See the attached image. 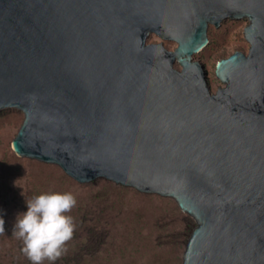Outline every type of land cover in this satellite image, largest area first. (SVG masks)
<instances>
[{
    "label": "water",
    "instance_id": "water-1",
    "mask_svg": "<svg viewBox=\"0 0 264 264\" xmlns=\"http://www.w3.org/2000/svg\"><path fill=\"white\" fill-rule=\"evenodd\" d=\"M241 18L212 93L193 55ZM7 108L19 157L173 199L196 222L183 264H264V0H0Z\"/></svg>",
    "mask_w": 264,
    "mask_h": 264
},
{
    "label": "rangeland",
    "instance_id": "rangeland-1",
    "mask_svg": "<svg viewBox=\"0 0 264 264\" xmlns=\"http://www.w3.org/2000/svg\"><path fill=\"white\" fill-rule=\"evenodd\" d=\"M248 24L241 18L225 19L218 29L208 26V43L193 59L203 65L212 93L222 86L215 75L217 62L236 51L248 53L244 38ZM159 42L154 34L146 39L147 44ZM162 43L168 50L176 47L172 41ZM174 66L179 69L177 63ZM23 119L17 109L0 110V215L5 221L0 264H31L20 250L22 241L13 234V226L17 213L26 210V202L45 191H71L77 198L69 213L76 229L66 254L55 264H183L196 222L173 199L102 178L78 183L56 165L19 157L11 144Z\"/></svg>",
    "mask_w": 264,
    "mask_h": 264
},
{
    "label": "clouds",
    "instance_id": "clouds-1",
    "mask_svg": "<svg viewBox=\"0 0 264 264\" xmlns=\"http://www.w3.org/2000/svg\"><path fill=\"white\" fill-rule=\"evenodd\" d=\"M26 204L13 226V234L22 241L20 250L31 264H55L66 254L67 242L76 229L75 218L69 214L77 204L76 195L71 191H45ZM4 223L0 215V233L5 231Z\"/></svg>",
    "mask_w": 264,
    "mask_h": 264
}]
</instances>
